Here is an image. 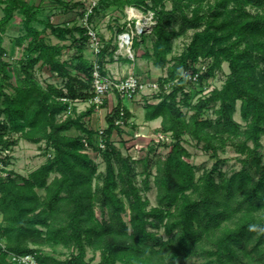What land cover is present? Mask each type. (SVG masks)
Instances as JSON below:
<instances>
[{"label":"trees","instance_id":"trees-1","mask_svg":"<svg viewBox=\"0 0 264 264\" xmlns=\"http://www.w3.org/2000/svg\"><path fill=\"white\" fill-rule=\"evenodd\" d=\"M54 1L64 7L78 4ZM0 4V32L17 11L22 15L19 40H26L13 65L3 59L0 35V264H18L7 260L8 252L34 254L39 264H185L191 256L202 259L197 264H246L245 259L264 264V0H97L90 21L98 10L111 7L122 11L133 5L153 13L151 43L142 56L164 74L151 96L158 100L143 102V118H160L158 129L171 137L153 174L147 154L133 160L111 139L113 132L123 131L115 124L119 98L104 117L103 147L98 129L85 120L96 106L76 111L74 103L92 95L84 27L45 21L38 29L32 25L36 9L25 0ZM46 28L59 40L72 38L70 57L62 59V45L44 39ZM188 31L183 50L169 58L173 39ZM144 40L140 34L132 48ZM116 49L107 41L100 62L107 55L113 59ZM198 58L211 59L202 78L213 77L223 62L228 73L219 87L191 103L184 72ZM38 63L61 85H42L35 75ZM165 83L171 84L168 92ZM237 101L243 124L233 118ZM210 108L214 117L204 116ZM130 117L124 107L126 125ZM185 135L214 158L212 167L198 175L182 144ZM19 139L43 143L48 153L26 175L8 168L5 153ZM226 146L240 162L229 175L219 167L218 152ZM89 151L104 164L102 172ZM135 162L141 164L140 182ZM152 186L154 205L146 196ZM42 246H62L69 253L59 258ZM87 248L99 253L96 263L86 260Z\"/></svg>","mask_w":264,"mask_h":264},{"label":"rangeland","instance_id":"rangeland-1","mask_svg":"<svg viewBox=\"0 0 264 264\" xmlns=\"http://www.w3.org/2000/svg\"><path fill=\"white\" fill-rule=\"evenodd\" d=\"M211 2L213 0H210ZM166 7L169 8L170 4L169 2H166ZM145 12V11H141ZM124 19H125V14L123 13L120 15V13H115L114 10L108 9V10H98L94 16L91 19V24L93 27L98 31L99 36L103 40L104 44L108 41L109 45L112 46L114 43L117 42V36L119 34V28L124 24ZM191 34V31H188L187 33L177 36L173 39L172 41V50L168 54V57L171 58L174 55L179 54L186 42L188 41V37ZM145 40L144 42L138 41V45L136 48H134L135 51H139V53H143V51L146 50L150 46L151 43V34L149 32L144 33ZM136 38V37H135ZM47 41L49 42H57L56 38L53 36H48L46 37ZM139 40V39H138ZM66 46H62L61 50V58L66 59L71 56V54L75 51V46L70 47L69 41L65 43ZM68 44V45H67ZM67 46L69 48H67ZM83 54L85 57H90V52L88 50L87 45L84 46L83 48ZM20 55L18 54L16 58L12 59L11 58V64L15 65L17 58ZM108 58V55L105 57V59ZM126 58V52L124 49H122L121 54L119 55V58L117 61L121 63L122 65L126 63V65L130 64V61L127 60L124 63V60ZM150 72L151 76L153 78H150L146 75H143L141 70H136L138 74H141L143 76H146L147 78L150 79H155L156 76H159L160 74H164V70L155 68L153 65L150 66ZM133 71V70H132ZM109 72V71H108ZM228 73V67L227 63L223 62L221 64V68L219 70L215 71V74L211 80L212 85L219 87L224 78L225 75ZM35 75L38 79V81L42 84L45 85L46 83L52 82L57 85H61L60 80L55 76L52 75L48 70L45 68H40L35 70ZM149 75V76H150ZM115 76H123V75H115ZM157 79V78H156ZM10 91V89L8 88ZM141 97H151L152 95L147 94V95H140ZM139 96V97H140ZM115 100L113 99V103L107 104L105 101V104H102L100 106L95 107L94 111L96 114L93 115L91 118H85L86 121H89L87 124L91 128L94 129H99L100 127H104V114L107 112V110H110L113 105H114ZM143 105V104H142ZM89 104L87 101H82L78 102L76 107V111L80 112L88 108ZM239 101L236 103V111L233 114V118L243 124V121L241 120L239 116ZM214 108H210L207 110V112L204 114V116L208 117H214ZM133 121L139 122L141 119V114L139 109H134L133 110ZM140 125H130L129 129L125 132H113L112 140L114 141L115 145L120 148L122 153H126L127 149L131 147L133 144H137L138 147H136L133 151L136 150L135 154L138 158H142L147 154V156L151 160V172L152 174L154 173V162L162 157L168 150V145L166 142H155L153 139H151L150 135L155 134L156 130H147V127L145 128L139 127ZM144 126V125H141ZM135 127L137 129H135ZM138 131L139 133L145 134L147 137H137L135 138L133 136L134 132ZM144 131V132H143ZM146 131V132H145ZM71 134H77L78 132L75 130L70 131ZM261 143L262 147L260 148V152L263 156V162H264V135L261 138ZM182 144L183 146L189 151L190 156H189V161H191L195 166H196V174H200L203 170H207L212 167V164L214 162V158L207 152H205L199 145H196L194 141L190 140L188 136H184L182 139ZM5 153L8 154V168L13 169L15 172L26 175L30 170L34 169L37 167L39 164H41L45 158L47 157L48 153L44 149V144H35L31 143L22 139H19L17 144L14 145L11 150L5 151ZM89 154L91 157L95 159V161L98 163V171L102 172L104 169V164L101 162L100 158L93 152L89 151ZM219 158L223 160L221 165L219 166L221 171L225 175H229L231 172L239 169L240 167V162L238 161L237 157L238 154L233 150L232 147L226 146L223 150H220L218 152ZM135 170L138 172L137 175V181L140 182L141 180V175L139 174L141 170V164L139 162H135ZM150 181L152 182V176L149 178ZM146 196L148 197L150 204L154 205L155 204V188L152 186V188L146 192ZM97 214H99V210H96ZM124 216L126 217V214L124 213ZM159 234H163L162 230L159 231ZM164 236V234H163ZM43 252H53L55 256L59 258H64L65 256L68 255L69 250L62 246H57L54 249H51L48 246H42L41 247ZM86 260L90 261L91 263H96L99 260V253L98 252H93L91 249L87 248L86 251ZM202 259L199 257L191 256L189 257L185 264H197L200 262ZM246 264H254L252 261H247Z\"/></svg>","mask_w":264,"mask_h":264},{"label":"built area","instance_id":"built-area-1","mask_svg":"<svg viewBox=\"0 0 264 264\" xmlns=\"http://www.w3.org/2000/svg\"><path fill=\"white\" fill-rule=\"evenodd\" d=\"M97 5V0H82V5L79 8V18L78 24L85 29V34L87 36L86 45L90 52V57L88 59L91 61V97L87 100L88 104H94L96 107L103 104L108 96H112L115 100L114 105H116L117 99L121 101L119 115L120 117L115 119V124L124 128L126 123L122 119L123 108L129 110L130 103L139 95L142 94H155L159 91L160 86L157 79H150L146 76L138 74L134 71H129L123 76H115L108 72L104 63L102 64L99 60V55L104 46V42L99 36L98 31L93 27L89 16L92 14L93 9ZM141 11H145L144 13ZM125 19L124 24L121 26L122 30L117 36V49L113 53V60H117L121 54L122 49L126 52V58L133 61L137 55L138 51L132 48L133 40L140 34L150 32L151 26L154 23L153 13L150 10H143L139 7L128 5L124 9ZM211 59L210 58H198V60L191 64V66L184 72L188 83L184 87V91L188 92L191 96L189 102L193 103L197 98L203 97L209 93L214 87L210 79L213 77H203L202 74L207 69ZM171 84L165 83L164 90L168 92L170 90ZM182 98V95L177 96V100ZM63 101H68L67 98L62 97ZM158 99L153 98L152 102H156ZM71 103L68 106L65 114L71 112ZM184 108V106H182ZM130 119L127 120V123ZM104 127L98 129V146L103 147L101 141V134ZM133 136L137 137H147L143 133L135 131ZM151 139L155 142H169L170 132H162L159 129L156 130L155 134L150 135ZM86 145V144H85ZM137 144L131 145L127 149L124 155H129L133 160L137 159L135 154L136 150L133 151ZM2 166V165H0ZM5 175L4 172H1ZM7 260L12 263L18 264H39L36 260L34 254L17 255L12 252H8Z\"/></svg>","mask_w":264,"mask_h":264},{"label":"crops","instance_id":"crops-1","mask_svg":"<svg viewBox=\"0 0 264 264\" xmlns=\"http://www.w3.org/2000/svg\"><path fill=\"white\" fill-rule=\"evenodd\" d=\"M25 1L28 4L32 5L36 9V20L33 21L32 25L38 29H42L44 27L45 21H47L51 24H54V25L78 24V18L80 16L79 8L82 5V0H63L65 2H69V3H74V2L78 3L75 6L71 5L69 7H64L62 4H59L58 2H56L54 0H25ZM2 7H3V4H0V18L3 16ZM108 9L114 10L115 13H120V15H122L124 13L125 8L122 11H119L118 9L112 8V7L108 8ZM108 9H106V10H108ZM21 20H22V15L20 13H18L17 11H15L13 13L12 18L6 23L3 30L0 32V35L2 38L1 45L5 49L3 59L7 60L8 62H11V58L12 59L16 58L18 54L20 56L17 59H19L20 57H22V54H23V47L26 44V40H24L22 42L19 40V37L23 34V30L21 28ZM43 35H44V39L46 41H47L46 37H48V36L55 37L54 35H52L50 33L49 29H47V28L44 30ZM75 36H77V34H75ZM56 40H57V42H49V41H47V42H49L51 44L57 43V44H60L62 46H64V45L66 46L65 43L69 41V43L71 45L70 47L74 46L71 43V41H72L71 37H68L65 40H59L58 38H56ZM67 48H69V47L67 46ZM143 53H144V51H143ZM143 53H141V54L139 53V55H137L133 61L125 58L124 63L127 60H129L130 61L129 65H126V63L122 65L121 63H119L117 61H113V59L110 60V58L108 56V58L105 59L104 67L107 71H109L113 75H124L127 72L132 71V70L137 73L136 70L139 69V70H141V72H143L142 73L143 75H146L150 78H153L150 75L151 72L149 71L151 68L150 66H152V63L150 62L149 59L142 56ZM40 68L46 69L45 66L40 65V63H38L36 65L35 69L37 70ZM157 77L158 76H156V78ZM143 95H147V94H143ZM145 100L152 102L153 98L152 97L145 98L143 96L139 97V95H138L130 103V108H129V111L131 112L130 123L127 126H125L124 128H122V130H123L122 132H124V131L126 132L129 129V126L133 125V124L140 125L139 127H142V128H145V126H146L147 127L146 131H149L150 129L151 130H157L159 128L160 120H161L160 118H157V119H154L151 121L144 120V118H143L144 108H143L142 104ZM105 101L107 102V104H111V103H113V97L108 96ZM78 102H82V101H77L74 104L77 105ZM134 109L140 110L141 119L139 120V122L133 121V116H134L133 110ZM95 114H96L95 112H92L91 115L87 118L89 119ZM105 114H104V117H105ZM86 122L88 123L89 121H86ZM104 123H105V121H104ZM141 125H144V126H141ZM135 129H137V128L135 127ZM115 133H117V132H115ZM141 138H143V137H141ZM111 139H112V136H111Z\"/></svg>","mask_w":264,"mask_h":264}]
</instances>
